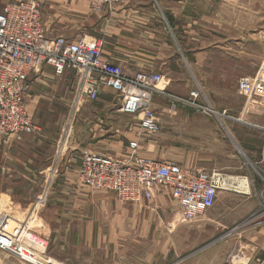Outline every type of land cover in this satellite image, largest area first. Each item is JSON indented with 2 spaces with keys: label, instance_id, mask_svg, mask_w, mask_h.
<instances>
[{
  "label": "crops",
  "instance_id": "0c3cea01",
  "mask_svg": "<svg viewBox=\"0 0 264 264\" xmlns=\"http://www.w3.org/2000/svg\"><path fill=\"white\" fill-rule=\"evenodd\" d=\"M18 1L26 0H0V10ZM38 1L46 36L68 41L82 37L100 41L102 60L119 66L126 75L158 74L162 79L158 88L169 95L175 89V82L181 81L187 97L192 91V75L197 73L199 77L204 75L205 80H215L218 89L229 92L224 95V102L232 104L233 96H238L239 52L248 58L249 49L253 48L254 31L248 29V26L253 28V22L248 19H254L257 14L248 6L240 13L238 0H231L229 6L230 24L224 20L217 23L218 0H120L113 9L101 13L92 12L80 0ZM257 12L264 17V6ZM239 14L247 18L246 33L239 32ZM262 31L264 33V25ZM76 84L75 72L66 70L56 75L47 66L29 77L24 104L35 131L30 135L0 138V174L6 172L9 178L0 182V193L7 194L5 199L10 204L15 205L17 200L28 206L25 198L9 195L15 191L10 178L22 177L23 185L32 175L47 174L49 178L53 170V163L49 162L55 159L57 140L62 132L57 122L61 121V114L71 112ZM113 98H117L116 103H112ZM95 102L82 104L77 109L79 119L70 128V146L55 164V174L60 166L59 178L56 183L46 184L42 191L70 194L69 197H47L41 204L44 207L42 224L49 237L60 238L63 248H77L82 242L89 251L55 253L50 257L53 261L57 264H264V207L261 201L257 205L236 202L233 193H222L214 206L213 217L203 216L187 225L176 216L177 206L169 197V207L175 215L154 216L167 196L157 195L148 202L126 205L120 204L112 193L83 187L77 178L83 153L123 159L127 141L134 139L137 132L138 118L119 111L122 101L118 94L103 88ZM169 104L170 101L160 95L153 99L160 123H163ZM180 109L186 108H178L173 115L170 113L169 120L170 146L181 153L184 162L178 164L207 172L225 173L224 168L233 169V160L238 155L235 122L190 121L187 113ZM260 111L264 124V109ZM201 141H207L206 144L215 150L207 148L197 153L193 142ZM44 147L48 154L41 160L36 159L35 154ZM247 155L264 173V137L247 149ZM34 161L39 164L33 166ZM235 177L254 183V178L249 176ZM252 210L255 211L253 215H245ZM128 226H134L138 232L122 236ZM112 228L118 232H111ZM125 237L150 241L151 246L129 253L112 250L104 243L126 240ZM234 255L239 258L236 262ZM0 264L28 263L0 251Z\"/></svg>",
  "mask_w": 264,
  "mask_h": 264
},
{
  "label": "built area",
  "instance_id": "2783aa9c",
  "mask_svg": "<svg viewBox=\"0 0 264 264\" xmlns=\"http://www.w3.org/2000/svg\"><path fill=\"white\" fill-rule=\"evenodd\" d=\"M80 1L92 12L101 13L113 9L120 0ZM41 11L38 0L9 3L0 10V138L30 135L35 131L24 104L31 75L39 73L44 66L52 68L56 75L69 70L75 72L77 78L71 112H77L84 101L95 102L101 90L107 88L120 97L122 114L138 118L137 132L134 139L127 141L123 159L83 153L77 175L83 187L89 191L112 193L119 203L126 205L148 202L157 195L167 196L176 204L181 221L187 225L212 210L220 194H245L240 192L239 177L220 171L183 168L174 161L140 154L144 139L161 130L153 108L154 97L167 98L172 114L178 108L215 114L199 102L198 92L175 97L158 88L162 80L158 74L126 75L119 66L102 60L100 41L85 37L68 41L46 36ZM237 92L245 99L246 107L264 109L263 75L240 77ZM262 129L264 131V127ZM62 153V145L58 143L54 162ZM53 173L54 169L49 176ZM39 201H42L41 196ZM46 249L45 242L34 237L26 223L5 215L0 218V251L28 264H57L52 259L39 260ZM26 256L36 257L41 263L27 260ZM233 260L238 261V256L234 255Z\"/></svg>",
  "mask_w": 264,
  "mask_h": 264
},
{
  "label": "rangeland",
  "instance_id": "374dc122",
  "mask_svg": "<svg viewBox=\"0 0 264 264\" xmlns=\"http://www.w3.org/2000/svg\"><path fill=\"white\" fill-rule=\"evenodd\" d=\"M235 2L232 1V4ZM218 8V17L219 21L217 23L223 22L222 20L226 21L227 24H230V4L231 0H218L217 1ZM172 5V4H170ZM196 6L197 3H196ZM252 8L255 10L257 14L262 11L264 2L263 0H238V10L241 13L242 10L246 9V7ZM244 8V9H243ZM209 11V10H208ZM255 15L254 19L249 18V22H253V28L251 26H248V29H253V35H254V43L252 50L249 49V56L242 57L245 55V53H242V51L239 52L240 60H239V77L241 76H249L254 77L256 75H263L264 76V33L262 31L263 25H264V17L261 15ZM238 21H239V32L246 33V23L247 18L245 15H238ZM210 74V72H207ZM214 76V75H212ZM184 83L181 81L175 82V89L174 91H170V95L175 97H185L186 95L184 92ZM190 87L192 91H196L200 94L199 102L211 109L213 113L210 115H205L201 112L194 111L192 109H180V111H185L188 115V120H205L213 123L218 122H235L234 131L237 130V138H238V149L235 148L237 152V159L233 160V169H225L224 172L228 173L230 176H243V177H251L254 178V183L251 181H247L245 178L238 179L239 185L242 183V181H247V186H249L250 193L248 194H234V200L244 202V203H253L257 205V202L264 201V173L263 169H261L260 165H255L253 161L248 155H247V149L252 148L253 144L257 143L258 139H261L264 137V131L262 123V118L259 114L261 112L260 110H263V108L257 107L256 109H252L251 107H246L245 105V99L238 94V96H233V102L232 104L224 102V95H229V92L223 91L222 89H218V85L215 80H205L204 75L202 77L196 73V75H192V79L190 80ZM173 92V93H172ZM189 95V94H188ZM112 103L117 102V98H113ZM97 102H87L84 101L83 105H93ZM226 103V104H225ZM264 106V104H262ZM173 115V114H172ZM176 116V115H174ZM61 121H58V125L62 127L61 136L58 137L57 143H60L62 145V152L70 146L71 142V131L69 130L70 127H72L73 124L77 122L78 114L76 112H66L64 114H61ZM171 118V114L169 113V108H167L166 113L163 115V123H160L161 130L158 134L147 137L144 139V142L141 145L140 154L142 156H146L148 158H154V159H163L168 161H174L176 163H184L182 159L181 153L174 150V147L170 146V123L169 120ZM160 122V121H159ZM246 123L258 125V127H250L246 125ZM15 136V135H13ZM207 141H201V142H193L195 145L194 150L197 153L205 152L207 148L215 150L214 147L211 145L206 144ZM67 150V149H66ZM66 152V151H65ZM37 153V152H36ZM47 149L44 147L40 150L39 153L35 154L38 158V160H41L43 157L47 155ZM58 162L56 159L55 162H49L55 164ZM230 163V162H229ZM39 162H32V165H38ZM3 165H5L3 163ZM78 165V164H77ZM189 165V162H188ZM32 166V167H33ZM53 168V169H54ZM59 169L56 174L53 176L50 175L49 178L47 174L44 175H32L25 179L24 185L22 184L21 180L22 177L17 178L13 176L10 178L12 182H14L13 187L14 193L9 194L14 197H23L26 199V203L28 206H23L22 203H17V200H15V205L10 204L8 200H6L7 194L0 193V218L5 216H8L12 219H15L19 222L26 223L28 229L31 231V233L36 237L38 240H41L45 242L47 249L45 254L42 256V260L45 259H51L55 253L65 252V253H76V254H82L85 252H88L89 249L87 247H83L82 242H80V246L77 248H72L71 246L62 247V244L59 242V239H56L55 235L53 237L48 236V230H46L42 224V218H41V212L44 209L42 205H40V202L44 201L43 198H49L51 197L55 199L60 198H68V194H57L54 192L45 193L43 191V188L46 184H53L56 183V180L59 178ZM1 171V168H0ZM9 178L6 177L5 174H0V182H5ZM242 180V181H241ZM254 186V188H253ZM24 187V189H23ZM244 191V189L240 188V192ZM40 196L42 197V201H39ZM222 196V195H221ZM220 196V197H221ZM6 198V199H5ZM13 200V199H12ZM67 200V199H66ZM43 203V202H42ZM163 207L157 210V212L154 214L155 217H173L175 213L172 211L169 207L170 200L167 197L166 199H162ZM121 204V203H120ZM257 208V207H256ZM255 210V209H254ZM254 210L250 211V213H246L245 215H253L255 212ZM256 212H258L256 210ZM214 214V208L210 211H208L205 215V217H213ZM178 218L181 220V216L177 210ZM118 232L116 229L111 230V232ZM106 232V230H105ZM138 232V229H136L134 226H128L126 230L122 231V236L125 234H130ZM149 232V231H147ZM122 238V237H121ZM126 240L120 239L119 241H111V242H104L106 245H109V247L112 250H125L129 253L134 252L138 249H147L150 248L151 242L150 241H137L133 237H125ZM69 244V242H67ZM72 245V242H70ZM75 244V242H73ZM88 243V242H87ZM108 247V248H109ZM109 248V249H110ZM51 257V258H50Z\"/></svg>",
  "mask_w": 264,
  "mask_h": 264
},
{
  "label": "bare ground",
  "instance_id": "6f19581e",
  "mask_svg": "<svg viewBox=\"0 0 264 264\" xmlns=\"http://www.w3.org/2000/svg\"><path fill=\"white\" fill-rule=\"evenodd\" d=\"M241 181H242V180H241ZM238 182H239V181H238ZM247 185H248V184H247V181H245V180L242 181V183L240 184V187L244 189V193H245V194H247V192H248V186H247ZM26 259H27V260H30V261L40 262V261L37 260L38 258H36V257H35V258H34V257H33V258H30L29 256H26ZM39 260H41V258H39ZM40 263H41V262H40Z\"/></svg>",
  "mask_w": 264,
  "mask_h": 264
}]
</instances>
